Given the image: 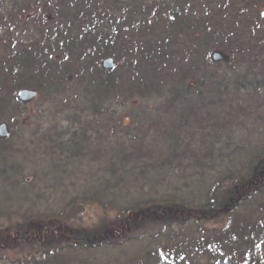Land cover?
Here are the masks:
<instances>
[{"label":"trees","instance_id":"16d2710c","mask_svg":"<svg viewBox=\"0 0 264 264\" xmlns=\"http://www.w3.org/2000/svg\"><path fill=\"white\" fill-rule=\"evenodd\" d=\"M139 1L145 5L128 8ZM261 3L262 0H12L8 3L12 8L3 11L0 0V46L6 53L0 59V120L6 115L11 123L25 110L26 104L17 99L22 89H34L40 96H51L53 100L60 96L62 105L77 106L71 115L77 129L55 127L36 137L31 145L25 143L18 148L9 139L0 140V196L12 202L8 187L25 191L36 180L43 183L49 178L60 185L78 161H103L101 188H82V197L67 202L57 215L74 220L90 203L103 211V220L95 230L76 231L64 243L102 247L120 244L135 234L143 236L137 231L144 225L162 226L157 234L171 222L225 221L222 231L212 236L202 233L196 243L185 242L186 247L179 250L158 246L129 264H177V256L189 252L205 255L209 250L219 255L210 264H258L256 250L264 244V201L260 199L263 189L259 188L261 181L257 177L264 173V151L247 162L244 173L237 171L217 179L198 204L162 197H144L122 204L119 198L131 182L143 178L151 184L159 181L145 178L146 169L180 167L184 165L183 152H190L191 156L195 153L189 150L184 138L177 137L182 127L177 123L179 128L172 126L169 131L153 129L169 141V155L142 158L154 150L135 141L137 137L143 140L148 132L142 128L147 119L145 113L131 119V129L123 126L131 140L120 141L117 150L109 154L108 147L101 143L107 138L105 133L115 135L113 129L121 122L108 109V104L114 102L124 104L136 98L165 96L166 110L187 111L183 115L179 111L174 113L177 121H202L199 111L217 102L227 90L213 68L225 63L211 61L216 50L231 58L226 65L236 60L250 70L259 66V71L264 72V13L258 11ZM215 7V26L210 27ZM29 27L39 34L23 39ZM108 57L115 66L104 70L101 62ZM73 84L79 91L68 94ZM79 95L85 100L79 101ZM85 112L92 113V117L83 119L81 114ZM91 132H96L95 136ZM150 140L156 141V137ZM182 144L184 150L178 151ZM36 152H42L50 165L42 163V170L32 168L26 176L25 163L39 165L33 160ZM195 158L198 164L202 163ZM251 204L256 205L255 211L248 215L256 214L258 219L254 224H246V219L239 218L238 210ZM109 213L113 216L107 218ZM25 214L17 216L24 222L22 226L6 229L21 239L39 234L50 236L52 229L57 234V224L65 222L56 218L35 220L41 219L40 215ZM10 215L0 209V218ZM43 229L46 230L41 232ZM51 240L50 243H57ZM247 244L245 252L236 249Z\"/></svg>","mask_w":264,"mask_h":264},{"label":"rangeland","instance_id":"374dc122","mask_svg":"<svg viewBox=\"0 0 264 264\" xmlns=\"http://www.w3.org/2000/svg\"><path fill=\"white\" fill-rule=\"evenodd\" d=\"M11 1L2 0L3 11L5 8L9 10L12 8V4H8ZM136 4L139 6L145 5L144 2L139 1L131 4L128 8ZM216 11H218L217 7L214 11H211V19L208 24L210 27L215 26ZM258 11L264 13V0H262ZM38 34L33 27H29L24 31L23 39H32ZM5 54L0 46V59H3L6 56ZM231 62V65L220 64L213 67L219 75L218 79H221L220 83L225 85L227 90L220 95L219 100L217 98V102L207 104L199 111L203 117L202 121L198 122L191 118L185 124L181 122V119L177 121V116L174 113L179 110L173 111L172 108L166 110V102L163 99L166 98L165 96L136 98L124 104L119 102L108 104V109L114 117H120L121 119L120 125L116 124V128L113 129L115 135L104 134L107 138L101 143V146L108 147L109 154L113 150H117L120 141L128 142L131 140L130 136L126 135L127 132L124 131L123 126L131 129V119L143 113L147 115V119L142 124V128L145 127L148 132H146L143 140L137 137L135 141L139 144L142 142L146 147L152 146L154 150L150 155L145 154L146 156L142 158L151 160L158 156L169 155V141H165L166 137L162 135L158 136L159 133L154 132L153 129L157 127L169 131L173 129L172 126L179 128L177 123L182 125L180 127L181 132L177 137L180 136L181 140L184 138V141L189 143V150H193L195 153L191 156L190 152H183L184 159L181 161L184 165L180 167L173 165L157 170L146 169L145 178H157L159 181L156 184L154 182L151 184L150 181L143 178L131 182L128 188H125V193H122V197L119 198V203L126 204L128 201H136L144 197H162L166 200L176 199L198 204L203 200L206 190L217 179L237 171H243L244 173L247 162L256 154L264 151V72L259 71V66L250 70L245 63L236 62V60ZM71 87L72 90L67 92L68 94L79 91L74 84ZM56 97L53 100L51 96L42 97L38 93L35 99L26 104L22 114L17 116L11 123H8L10 121L7 120L8 116L4 115L3 120L1 119L0 122L5 121L10 126L11 136L9 142L14 143L17 148L18 146L24 147L25 143L31 145L33 141H36V137L55 129V127L65 130L77 129L75 121L71 119V115L75 113L74 110L77 106L74 104L72 106L62 105L58 99L60 96ZM78 100L83 101L85 98L83 95H79ZM85 113L81 114L83 119L92 117V113ZM184 113H187V111H179L181 115ZM149 119L160 122L155 124ZM91 133L93 136L96 134V132ZM137 134L142 135L141 133ZM151 137H156V141H151ZM184 147L185 144H182L179 146L178 151L184 150ZM35 154L33 160L39 165L25 163L26 173L24 175L26 176L32 168L42 170V163L50 165L43 158L45 155L42 152H36ZM195 157L200 158L202 163L198 164ZM102 168L103 161L83 159L78 161L76 166L68 168L70 175L66 176L60 185L55 184L49 178L48 182L43 183L36 180L35 185L25 191L20 187L6 188V191L12 195L13 200L12 202L4 201V198L0 196L2 213H11L8 217L3 216L0 218V264H32L35 262L39 264H129L158 246L165 249L179 250L186 247L185 242L189 244L196 243L200 234L204 233L205 236H212L214 233L222 231L226 225L225 221L200 222L199 224H195L193 221L174 222L173 224L171 222L165 225L167 227L163 232L157 234L156 232L162 226L157 228L158 226L144 225L140 227L145 228L137 231L138 233L142 232L143 236L138 237L135 234L132 239L120 244L92 248L70 246V244L63 241L68 240L70 235L76 231L88 232L95 230L96 226L102 222L104 213L96 204L88 203L84 205L81 212L80 210L77 212H80V214L75 215L74 220H66V218L57 215L67 202L82 197V188H101L103 185L101 180ZM257 179L261 181L259 188L263 189V192H260V199L264 201V173L259 174ZM92 183L95 184L92 185ZM255 206V204H251L246 209L240 208L238 210L239 218L246 219V224L257 222L254 221L258 219L256 214L248 215L255 211ZM242 213L244 214L242 215ZM19 214L27 216L30 214L40 215L41 219L34 218L35 220L54 221L56 218L67 222L57 224L60 227L57 234L52 229L50 236L39 234L21 239L13 232L9 233L6 230L23 225L24 222L17 217ZM47 216L49 218H46ZM110 216H113V213L106 214L107 218ZM44 230L46 229L41 232ZM54 236L59 238L54 239ZM50 239H52L51 241H57V243H50ZM53 245L58 250H55ZM217 245V243L214 244V246ZM248 246L249 244L236 249L245 252L249 248ZM51 250L53 252H49ZM208 252L209 254L205 255L189 252L183 256H177L176 259L179 262L177 264H210L219 259V255L212 254L210 250ZM228 252L231 251L228 250ZM256 256L258 257V264H264V244L257 248ZM165 264H168V262H165Z\"/></svg>","mask_w":264,"mask_h":264},{"label":"water","instance_id":"95a60500","mask_svg":"<svg viewBox=\"0 0 264 264\" xmlns=\"http://www.w3.org/2000/svg\"><path fill=\"white\" fill-rule=\"evenodd\" d=\"M230 57L222 51H214L211 54V61L214 63L228 62ZM115 66V62L112 58L108 57L102 60L101 67L104 70H111ZM36 90L34 89H22L17 93V99L21 103L27 104L36 97ZM11 130L6 122H0V140H6L10 137Z\"/></svg>","mask_w":264,"mask_h":264}]
</instances>
